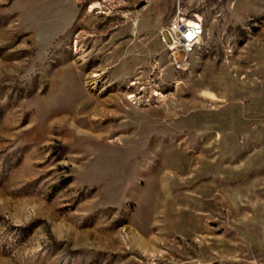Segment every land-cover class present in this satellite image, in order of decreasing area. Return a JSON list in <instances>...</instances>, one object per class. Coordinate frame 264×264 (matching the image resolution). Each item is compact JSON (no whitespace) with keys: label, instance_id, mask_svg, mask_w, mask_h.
Masks as SVG:
<instances>
[{"label":"rangeland","instance_id":"obj_1","mask_svg":"<svg viewBox=\"0 0 264 264\" xmlns=\"http://www.w3.org/2000/svg\"><path fill=\"white\" fill-rule=\"evenodd\" d=\"M0 264H264V0H0Z\"/></svg>","mask_w":264,"mask_h":264},{"label":"built area","instance_id":"obj_2","mask_svg":"<svg viewBox=\"0 0 264 264\" xmlns=\"http://www.w3.org/2000/svg\"><path fill=\"white\" fill-rule=\"evenodd\" d=\"M203 31L201 19H187L178 15L161 32V40L171 52L175 65L180 67L187 62L190 56V48L200 44ZM165 35L169 37L170 41L166 40ZM181 55H183L182 60L179 59Z\"/></svg>","mask_w":264,"mask_h":264},{"label":"bare ground","instance_id":"obj_3","mask_svg":"<svg viewBox=\"0 0 264 264\" xmlns=\"http://www.w3.org/2000/svg\"><path fill=\"white\" fill-rule=\"evenodd\" d=\"M93 7H94V6H92V9H93ZM96 7H97V6H96ZM194 47H195V46H194ZM194 47H191V48H190V52L192 51V49H193ZM106 101H107V100H106ZM103 103H104V102H103ZM96 104H97V103H96ZM96 104H95V105H96ZM95 105H94V106H95ZM99 105H101V104L99 103ZM100 109H101V108H100ZM100 109H99V110H100ZM101 110H102V109H101ZM103 111H104L103 113H105V115H107V116H109L110 113L112 114V111H111V110H107V109H106V110H103ZM114 112H115V111H114ZM112 115H113V114H112ZM65 117L67 118V116H64L63 118H65ZM102 117H103V116H102ZM59 120H61V118H60ZM64 121H65V120H64ZM59 122H60V121H59ZM62 122H63V121H62ZM70 125H71V124H70ZM72 126H73V125H72ZM74 128H75V125H74ZM86 132H87V131H86ZM88 134H89V133H88ZM95 135H96V134H95ZM101 135H102V134H101ZM87 136H88V135H87ZM89 137H90V136H89ZM96 137H97V136H96ZM102 137H103V135H102ZM91 138H92V137H91ZM100 139H101V137H100Z\"/></svg>","mask_w":264,"mask_h":264}]
</instances>
